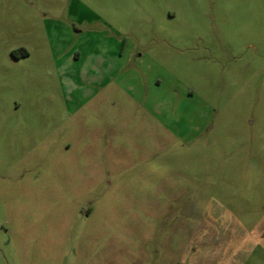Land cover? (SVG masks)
Segmentation results:
<instances>
[{
	"label": "rangeland",
	"instance_id": "rangeland-1",
	"mask_svg": "<svg viewBox=\"0 0 264 264\" xmlns=\"http://www.w3.org/2000/svg\"><path fill=\"white\" fill-rule=\"evenodd\" d=\"M131 58L115 76L183 139L112 177L56 68L86 95ZM0 264H264V0H0Z\"/></svg>",
	"mask_w": 264,
	"mask_h": 264
},
{
	"label": "crops",
	"instance_id": "crops-1",
	"mask_svg": "<svg viewBox=\"0 0 264 264\" xmlns=\"http://www.w3.org/2000/svg\"><path fill=\"white\" fill-rule=\"evenodd\" d=\"M123 50L124 48L117 55L118 58L122 57ZM135 55L136 58H141V54L137 53ZM81 56V52H75L74 60L80 59ZM95 57L93 56L90 63L97 61ZM131 59L128 62L126 61V64L123 63L119 69H114L113 66H105V69L102 68L97 71L94 68L92 70L94 74L90 81H100V83L94 86L91 83L90 93L86 95L82 94L81 89L78 88L73 90V94L71 92L66 94V85L64 84L66 82L60 79L63 71L56 68L60 87L61 89L64 87L65 108L67 113L73 116L74 119L72 143L76 148V157L84 159V156L93 163L97 162V153L99 152L102 158L104 157L103 161L106 163L107 175L112 177L123 174L125 172L123 170L124 166L135 164L139 154L145 152L147 145H153V155H155L156 149L154 146L156 144L159 146L161 143L162 129L171 139H183V128L179 131L171 126L170 128L163 125L158 121V111L154 106H146L148 94L135 95L132 89L124 87L116 77L117 75L121 77L127 70H130L127 67L133 68L132 72L137 75L138 72L134 69L137 65V59ZM106 64L108 65V63ZM79 78L82 86V83L84 84L87 81V76L84 74V77ZM141 79L140 77L139 81ZM155 85L159 86L160 81H155ZM146 114L152 117L149 122L145 121ZM129 119L130 122H128ZM98 132H101L99 136L97 135ZM102 137H104L103 140ZM149 152H151V149ZM157 152L160 154L159 149ZM84 175L94 178L97 173L95 169H89L84 171Z\"/></svg>",
	"mask_w": 264,
	"mask_h": 264
}]
</instances>
